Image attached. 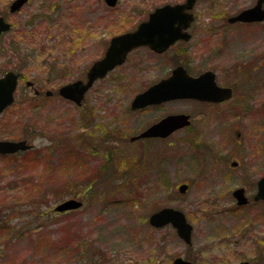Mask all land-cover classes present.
I'll list each match as a JSON object with an SVG mask.
<instances>
[{"label":"rangeland","instance_id":"1","mask_svg":"<svg viewBox=\"0 0 264 264\" xmlns=\"http://www.w3.org/2000/svg\"><path fill=\"white\" fill-rule=\"evenodd\" d=\"M11 2L0 0L12 25L0 37V76L9 70L21 76L12 104L27 107L0 113V140H26L32 148L0 156V264H170L180 256L194 264H261L258 210H233L232 192L244 186L242 177L264 167V82L249 81L255 78L251 68L264 61V23L227 35L218 26L220 37L211 42L202 30L216 26L212 12L234 15L255 0H196L194 7L196 28L204 32L197 33L202 42L188 65L195 73L217 69L223 81L240 61L246 75L237 77L245 76L247 86L233 88L231 101L130 110L133 96L177 63L147 56L148 62H164L150 70L148 81L140 70L119 69L96 82L87 96L92 110L84 113L56 92L85 76L103 54L106 35L126 28L127 13L110 11L104 0H29L8 15ZM212 47L219 50L210 56ZM27 81L54 96L36 100ZM43 101L53 105L32 106ZM89 112L95 118L88 130L97 135L95 126L102 125L108 131L106 152L80 143ZM184 112L194 123L185 136L178 130L164 139L130 141L163 115ZM232 162L241 168H230ZM180 184L188 185L187 193L179 192ZM255 189L248 185L247 195ZM70 197L82 199L83 207L56 213ZM167 206L186 215L191 245L171 225L150 226L148 216Z\"/></svg>","mask_w":264,"mask_h":264},{"label":"water","instance_id":"2","mask_svg":"<svg viewBox=\"0 0 264 264\" xmlns=\"http://www.w3.org/2000/svg\"><path fill=\"white\" fill-rule=\"evenodd\" d=\"M27 0H16L11 9L15 10L23 5ZM110 6L115 4L116 0H105ZM196 0H187L185 3L175 6H165L158 8L149 15V20L137 27L133 33L116 36L112 38L106 53L101 59L89 68L86 82L78 79L75 82L64 84L59 89V95L64 99L80 104L84 99V94L93 85L96 79H101L107 75V72L114 69L117 65L122 64L132 49L145 45L157 52L167 49L173 42L181 38L188 39L184 34V29L189 27L193 18L191 9L194 7ZM253 7L245 8L230 18L229 21H262L264 20V0H256ZM10 23H6L0 16V33L7 32ZM169 77L161 79V82L152 85L140 94L136 95L130 102V109L137 110L152 104H161L165 101L191 99L201 102H225L231 96V89L222 88L217 85L214 74L206 71L199 76H190L183 67L172 69ZM18 76L9 71L0 77V112L3 108L11 105L13 102V93L16 90ZM190 124V116L187 114H174L163 117L160 121L152 124L151 127L143 130L139 135L132 137V140L142 138H163L174 133L175 130L184 128ZM30 148L27 141H0V153L13 154L16 151H24ZM237 166L236 162L231 163ZM257 192L255 200L264 201V176L257 183ZM179 192L184 194L188 190L186 184L178 186ZM232 196L236 199L238 206L246 204L248 199L244 195V188L235 189ZM82 206L81 202L69 198L58 203L55 212L68 211L69 209H78ZM149 224L154 228H161L168 224L177 232V235L188 245L191 244L192 225L186 221L185 214L182 210L172 207L156 210L148 217ZM171 264H191L182 257L175 258Z\"/></svg>","mask_w":264,"mask_h":264},{"label":"flooded vegetation","instance_id":"3","mask_svg":"<svg viewBox=\"0 0 264 264\" xmlns=\"http://www.w3.org/2000/svg\"><path fill=\"white\" fill-rule=\"evenodd\" d=\"M15 1L16 0H12V2L9 4L8 11H7L8 15L9 14H17L18 11L24 5L28 4L29 0H27L23 5H21L17 9L12 10L11 9V5ZM186 1L187 0H116L115 4L113 6H110L104 0L105 5L112 12H117L119 8L120 9L122 8L123 13L124 14L127 13V18H128L127 20H128L129 23H128V25H126V28H124V27L121 28V30L116 31L115 34L106 35L105 39L107 41L105 42V45L103 47L104 48L103 49L104 52L99 58L95 59V61L98 60V59H101L104 56V54L106 53V49L109 46L110 41H111L112 38H115L116 36H120V35H126L127 33L135 32L137 30V27L139 25L147 22L149 20V18H150L149 15L152 12H154L155 10H157L158 8H162V7L169 6V5H171V6L180 5V4L185 3ZM256 2L257 1L255 0V4H256ZM119 3L121 5V7H117V6H119ZM262 8H264V5H263ZM191 12H192V15H193L191 23L189 24V27L187 29L183 30L184 34L188 37V39L181 38L180 40H177V41L173 42L169 47H167V49H165L163 51H160V52H157L154 49H151L150 47L145 46V45H140V46L132 49L130 52H128V54H127V56H126V58H125V60H124V62L122 64L117 65L114 69H112L111 71L107 72V75L104 78L96 79V81H94L92 83L93 85L86 91V93L84 94L85 95L84 99L82 100V102H80V104H75L73 101H70V100L65 98L66 101H68L70 103H73L83 113L86 112L87 110L91 111L92 108L88 104V97L87 96H88L89 91L92 88H94V86L96 85V82H98L100 80H103V79H106L107 76H110L114 72L118 71L119 69L126 68V67L127 68L129 67L130 69H133V70L142 71L146 75V80L148 81V76L150 75V72H151L150 70H152L153 68L161 69V67L164 64V62L163 61H161V63L157 62L158 64H156V61L148 62L146 60L147 56L156 57V58H160V57L163 58L164 56L172 57L171 59L168 58L167 62L170 64L171 61H174L172 59H175V60H177V63H176V65L174 67H172L171 69H168V72L161 73V75H159L158 79H156L155 82L151 83L150 85H147L140 92H142V91H144L146 89H149L154 84H157V83L161 82V79L169 77L171 75L172 71H173L172 69H174L176 67H183L187 71V73L190 76H192V77L199 76V75L203 74L206 71L212 72L214 74V79L216 80V83H217L218 86H220L222 88H226V89L227 88L231 89V96H230L229 99H227V100L231 101V99H233L234 96H235V89H233V88L246 87L247 86V78H243L245 76L237 77V75H240V74L246 75V72H245V68L246 67H243L242 66L243 64L240 63V61L236 62L234 64V66H231V69L228 66L229 68H228L227 71L230 70V73L227 75L228 77L226 78V80L223 79L224 82L221 81L220 78L218 77V75H217L218 70L217 69L212 70V69L206 68L203 71L198 72V73H195L192 69H190L188 64L193 62V58H191V56H193V54H194V46L196 44H200L202 42L201 39H197V33H203L204 32V31L199 32L200 29L196 28L195 22L198 20V14H196V12L194 11V8L191 10ZM212 14H213L212 20H214V22H217V23H215L216 26L211 27L210 24H207V26L202 29V30H207L209 32L207 35L203 34V36H205V38H207V40L210 41V42L213 41L214 37L215 38L220 37L221 30L219 28H217L218 26L223 25L222 29L224 30V32H223L222 35H224V34L227 35L228 33L233 32V30H235V29H246V28H249V27L256 29L259 24H263L264 23V20H262V21H257V20L256 21H245V22L237 20L235 22H232V21H229V19L234 17V15H236V14L230 15V16H227L224 13L219 15L220 13H218V12H212ZM0 16L3 18V20L6 23H10L7 14L2 12L1 10H0ZM10 25H11V23H10ZM11 27H12V25L10 26V28ZM254 29H253V31H254L253 34H255V36L253 38V45H254V47L256 46L255 51H257V49H259V45L257 44V42H258V33ZM4 34L5 33H0V37L3 36ZM100 37L101 36H98V37L96 36L95 39L98 40V39H100ZM197 40H198V42H197ZM226 46H227V44H226ZM218 50L219 49H217L216 47H212L210 49V56L212 54L218 52ZM239 53H240V51L234 52V54H237V56H238ZM239 59H240V57L238 56V60ZM95 61H93V63L89 67H87V69L85 70V73H84L85 76L82 79H80V80H82L83 82H86L87 74H88L87 72H88L89 68L95 63ZM263 64H264V61H263ZM263 64L258 62V63H256L254 65L253 69L251 68V72L255 74V78L252 77L251 80L248 79L249 81H252V80L256 81V79H258V80L262 79L261 82L262 83L264 82V80H263L264 79V77H263L264 65ZM15 74L18 76V80H17V82H18L20 80L21 76H19L16 72H15ZM147 83H149V82H147ZM26 86H28L30 88H33V95H34V97H36V100H38V99L43 100L44 98L45 99L46 98H52V96H54L53 92L44 89V86L37 85V83H35L33 81H31V82L27 81L26 82ZM59 89L56 92L58 96H60L59 95ZM140 92H138L136 95L140 94ZM136 95H134L133 97H135ZM60 97L63 98L62 96H60ZM173 101H191V102H195L196 101L199 104L200 103L205 104V105L208 104L210 106H217L218 104L222 105V104L226 103V102L211 103V102H208V101L201 102V101H197V100L194 101V100H190V99L173 100ZM173 101H166V102H162L161 104H154V105H151V106L143 107L141 109H145V108L152 109L153 107L156 108L158 106H162V104H165L167 102H173ZM43 105H53V104L50 103V102H46V101L36 102L35 104H32V106H43ZM22 107H27V106L26 105L15 106V105L11 104L10 106H6L3 109L22 108ZM184 113L190 116V124L186 125L184 128L178 129V130L184 132V136H185V134H187V131L194 126V123H193L192 115L188 114L186 112H184ZM184 113H174V114H184ZM174 114L173 113L172 114L171 113H167V114L163 115L162 117L158 118L157 120H155L154 122H152L150 125L152 126V124L160 121L165 116L174 115ZM94 118H95V116L91 115V112H89V114L87 115L86 119L80 125L82 127H85L87 129V131L82 132L83 130L79 129L78 137H79V140H80L81 144L87 145V146L89 145V147L95 149L96 151H99V150L105 151V150L108 149V148H106V145H107L108 141H110L109 140L110 138L108 137L109 136L108 135V131L106 129H103L102 125L95 126L96 127V131H98L97 135H94L93 131H89L88 130V129L92 128L91 125H90V121L93 120ZM151 126H149V127H151ZM147 128H145V129H147ZM145 129H143V130H145ZM178 130H176V131H178ZM140 133H142V132H140ZM140 133L131 136L130 141L142 142V140L151 139V138H142V139H139V140H132V137H135V136L139 135ZM240 135L241 134L239 132L238 137H240ZM153 139L155 140V139H160V138L153 137L152 140ZM1 140L3 141V140H6V139H1ZM9 155H11V154L0 153L1 157L2 156H9ZM237 164H238L237 166L230 167V168L238 170L239 168H241V165L238 162H237ZM108 168H109V165L102 167L101 170L108 171ZM263 171H264V167H260V168L258 167L257 170L252 171V173L250 174L249 177H247V176H246L247 178L246 177H242V182H243L244 186H242V187L240 186V187H237V188H244V194L247 197L248 201H247L246 204H243V206H238L236 201H235V207H233V210H236V211L237 210H243V209H245L248 206L252 207L253 209H254V207L257 208V210H258V214L256 215L257 223L260 222L259 228L262 229L261 232L264 235V201L255 200L254 199V197H255L254 194L257 191V186H258L257 183L264 176V172ZM261 173H262V175L260 176ZM250 184L251 185H255V187H256L253 195H250L251 197L248 196L247 193H246L247 192L246 187L248 185H250ZM77 201L81 202V204H82L81 207H83V205H84L83 204V200L82 199H77ZM164 227H166V226H164ZM257 227H258V225H257ZM248 230L249 229L246 228L245 231L248 232ZM192 233H193V231H192ZM192 233H191V238H192ZM259 239H260V240H258L259 245L257 246L258 248L256 250H257L258 260L260 261L261 264H263L262 262L264 261V236L260 237ZM191 244H192V242H191ZM186 260L189 261L188 259H186ZM256 262H258V261L256 260L255 263ZM190 263L194 264L192 261ZM240 264H250V263H249V261L245 260V261H241Z\"/></svg>","mask_w":264,"mask_h":264}]
</instances>
